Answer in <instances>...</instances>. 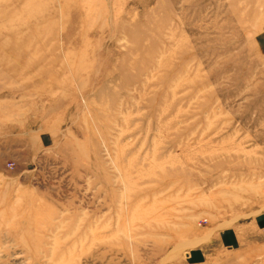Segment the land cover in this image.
Segmentation results:
<instances>
[{
  "label": "rangeland",
  "instance_id": "374dc122",
  "mask_svg": "<svg viewBox=\"0 0 264 264\" xmlns=\"http://www.w3.org/2000/svg\"><path fill=\"white\" fill-rule=\"evenodd\" d=\"M261 210L264 0H0V264H264Z\"/></svg>",
  "mask_w": 264,
  "mask_h": 264
},
{
  "label": "crops",
  "instance_id": "0c3cea01",
  "mask_svg": "<svg viewBox=\"0 0 264 264\" xmlns=\"http://www.w3.org/2000/svg\"><path fill=\"white\" fill-rule=\"evenodd\" d=\"M262 214V217L264 218V210H261L260 212ZM256 228L258 231L264 232V219H259V221L256 223ZM240 236H237L236 232L234 230H227L225 232L220 233L216 237L213 238V241L216 242V244L220 245H226L229 249L236 246L238 244V241L240 240ZM202 244L198 245V249H194L193 251L189 252L187 255L188 261L190 263H198L201 260V257H204V248H206L207 243L201 242ZM205 251V250H204Z\"/></svg>",
  "mask_w": 264,
  "mask_h": 264
}]
</instances>
